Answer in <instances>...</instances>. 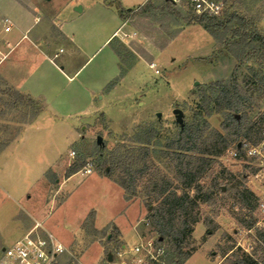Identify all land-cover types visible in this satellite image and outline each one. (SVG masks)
Wrapping results in <instances>:
<instances>
[{
    "label": "rangeland",
    "instance_id": "374dc122",
    "mask_svg": "<svg viewBox=\"0 0 264 264\" xmlns=\"http://www.w3.org/2000/svg\"><path fill=\"white\" fill-rule=\"evenodd\" d=\"M8 1L0 0V19L7 16L18 21L21 17L20 10L11 8ZM21 1L37 6L41 22H38L37 25L34 24V27L48 21L50 15L58 14L57 22L69 23L74 27H78L82 18L103 17V13L97 7L89 5L85 1L81 11H75L70 0ZM20 5L26 9L25 6ZM111 6L112 11H115L119 4L111 3ZM174 8L179 9L183 15L189 9L182 3H175ZM225 10H235L247 15L255 22L257 29L264 30V0H227ZM27 11L33 15L32 12ZM107 18H105L106 21H108ZM126 18L132 20L131 24L134 31L137 32L133 35L134 38L128 42L120 40L133 53V56L128 59L131 67L118 81V88L111 97L103 98V112H96L89 119L76 122L80 134L78 139L70 145V141L65 139L63 133L57 132L53 127L47 132V129L40 125L37 128L29 129V132L13 146L11 151L0 154V253L3 247L22 234L23 227L27 223L24 193L28 189H30V193L37 192L39 183L35 182V179L42 169L38 157L41 154V147H44L45 150L46 140H48V147L52 146L54 151L57 149L63 156L62 159L67 160L70 164L76 161L80 155L86 153L85 161L93 163V171L99 169L102 172L98 165L100 158L96 154L98 136L101 137V142L105 143L108 151L118 148L122 143L133 145L131 138L135 133H139L143 128L153 127L156 133L150 148L153 149L154 166L159 167L171 178L172 185H178L179 180L172 169V162L161 157L159 152L161 151L159 149H163L164 142L173 137L178 129L172 109L180 108L184 113L183 119L190 120L198 112V89L212 81L226 77L232 70L235 61L224 56L225 54H219L214 41L211 50L209 44L205 42L204 35H201L200 38L197 37L196 31L198 33L202 31L199 30L200 26L195 24L188 26L182 19L177 20L164 10L151 11L146 14L138 13L134 16L128 15ZM89 28L93 30V26H89ZM184 29V34L192 35L191 41L181 38L169 42L177 38ZM176 30L179 31L173 37H169ZM201 39L203 44L200 42ZM65 43H55L54 45V49H58V46L66 48L60 58L68 55L69 50ZM149 44L156 47L149 51L152 57L144 47ZM199 46L202 47L196 51L195 48ZM107 48H100L93 55L76 75L77 79L83 78L91 70ZM94 50L95 48L91 51ZM82 57L83 59L79 60L76 65H81L86 60V56ZM60 58H57L56 61L59 62ZM139 61L140 63L137 64ZM152 61L157 62L158 73L149 66ZM195 81H198V84L195 85ZM110 90L112 88L108 91ZM176 91L177 99L175 98ZM263 109L264 97L255 98L248 110L252 122L259 120ZM28 111L27 107L21 105L11 107L5 98H0V143L8 139L12 141L17 136L24 126L26 121L24 115H27ZM157 112H160L159 117L156 115ZM222 120V113H214L207 117L211 129L224 132L221 126ZM262 135V139L257 144H252L250 140L243 137L230 143L228 148L217 158V162L201 177L200 183L207 187L221 169H225L224 177L218 179L222 185L227 184L229 174L236 178L243 175L245 186L257 197L253 211V216L256 219L255 226L264 229L263 212L260 210V203L264 198V166L257 158H248L244 154L248 147L258 145L264 153V124ZM238 142L240 145L236 147ZM70 151H74L73 156L70 155ZM235 152L237 156L233 154ZM104 153L107 152L104 151ZM52 174L51 170L45 173L46 185L49 189L53 186ZM90 177L76 189L74 196H77L76 194L87 185L96 189V186L89 180ZM147 177L145 175L138 180L137 196L134 197V200L144 208H146L143 203L144 185H146ZM188 191L193 193V190ZM123 201L118 194L115 195L112 205H109L110 211L117 212L121 209ZM93 202L89 195H85L78 204L91 205ZM194 211L198 212L201 220L196 224L195 229L193 228V234L187 241L186 247L193 254L185 264H234L246 255L259 260L263 257L264 250L259 245L255 230L246 229L240 223V220L248 219V210L241 207L232 194L217 192L208 202L199 203ZM137 214V206L132 203L125 212L119 213L117 218L129 224ZM202 220L206 221L209 228L215 227V229L208 233ZM53 229L52 233L64 242L75 235L72 242L66 246L68 251L59 256L55 264H92L102 259L121 241L117 237L111 242H106V237L102 233H109L110 228L101 229L97 234L88 232L83 227L81 229L62 228L59 225ZM101 248L103 254L95 260L101 252Z\"/></svg>",
    "mask_w": 264,
    "mask_h": 264
},
{
    "label": "trees",
    "instance_id": "16d2710c",
    "mask_svg": "<svg viewBox=\"0 0 264 264\" xmlns=\"http://www.w3.org/2000/svg\"><path fill=\"white\" fill-rule=\"evenodd\" d=\"M162 10L177 20L182 19L186 24L200 25L212 37L216 51L233 59L234 66L226 77L198 89V112L190 120H184L183 125L178 124L175 135L164 142L163 149H159L160 156L172 162V169L179 180L178 185H172L171 178L154 166L153 149L150 148L156 133L153 127L143 128L135 133L131 138L133 145L122 143L114 150L107 151L105 143L96 141V154L100 158L98 165L102 172L99 169L96 171L116 182L123 189L126 200L137 196L138 180L148 176L144 185L143 201L147 209L146 217L159 240L165 242L170 262L184 264L191 256L192 252L187 249L186 244L194 225L201 220L194 209L199 203L208 202L217 192L232 194L241 207L248 210V219L240 220V223L246 229L255 230L259 245L264 250V229L255 226L256 219L253 216L257 197L245 186L244 176L236 178L229 174L227 184L222 185L218 179L224 177L225 169H221L207 187L200 183L201 177L217 162V158L230 143L243 137L252 144H257L263 137L264 109L256 122L251 121L248 110L255 98L264 97V30L257 29L250 17L235 10H224L220 15H208L195 13L189 8L183 15L179 9L174 8L171 0H146L135 9L118 6L122 19L128 15ZM177 31L179 30L169 37H173ZM109 45L119 58L120 71L105 86V90L113 88L125 75L131 67L128 59L133 56L132 51L118 38H112ZM0 98H5L11 107L21 105L29 109L28 114L24 115V123L34 119L42 109L41 101L21 93L1 75ZM214 113L223 114L221 126L224 132L210 128L207 117ZM19 133L20 131L17 134ZM10 142L11 139L1 142L0 152ZM239 145L240 142L235 146ZM85 154L68 166L66 176L85 165ZM188 190H193V193ZM93 222L94 213L90 211L82 227L97 234L100 231L94 228ZM203 223L208 233L215 229L209 228L206 221ZM118 234L114 225L109 233H102L106 242L113 241ZM234 264H264V255L260 260L246 255Z\"/></svg>",
    "mask_w": 264,
    "mask_h": 264
},
{
    "label": "crops",
    "instance_id": "0c3cea01",
    "mask_svg": "<svg viewBox=\"0 0 264 264\" xmlns=\"http://www.w3.org/2000/svg\"><path fill=\"white\" fill-rule=\"evenodd\" d=\"M70 1L75 11H81L83 2H88L89 5L97 7L103 13V17L82 18L78 27H74L69 23L57 22L58 14L50 15L48 16L50 21H45L34 27V24L37 25L38 22H41L37 6L21 0L8 1L11 8L20 10L21 17H19L18 21L11 17L13 25L8 32H4L0 27V41L9 43L6 56L0 61V75L9 85L21 93L28 94L34 99L41 101L42 109L34 119L24 123L20 133L0 154L11 151L13 146L19 143L26 133L29 132V129L37 128L40 125L44 126L47 132L52 127L57 132L60 131L72 145L80 135L76 122L89 119L96 112L102 113L103 98H110L118 88V84H116L112 90H105V86L118 76L120 71L119 58L109 45V41L112 38H118L123 42H128L134 37L124 40L120 38L121 33L131 32L135 29L131 24V19H122L120 17L118 8L112 11L111 3H118L125 9H135L146 0ZM20 4L25 6L26 9ZM27 10L32 12L33 15ZM106 17H108V21H106ZM190 25L193 24H188V26ZM89 26H93V30ZM185 29L177 38L169 42L181 38L191 41L192 35L184 34ZM199 30L202 31L201 33L196 31L197 37L200 38L201 35H204V38H206L205 42L209 44L212 50V37L202 27ZM63 42H66L65 46L69 52L67 57L60 58L66 48L58 46V49H54V45L55 43ZM200 42L203 44L202 39ZM200 42L199 44L201 45ZM107 46L109 47L107 48ZM144 47L149 54L151 48H156L153 44ZM201 47L199 46L195 50L198 51ZM93 48L95 50L92 52ZM100 48L107 49L91 70L83 78L77 79L76 75ZM83 55L86 56V60L83 63L81 62V65H76L79 60L83 59ZM138 57L141 56L138 55ZM57 58H60L59 62L56 61ZM155 63L157 64L156 61ZM66 69L68 70L66 71ZM171 84L174 85L172 82ZM175 98H178L177 91L175 92ZM47 142L48 140L45 141V150L43 149L44 147H41V154L38 157V162L42 169L35 179V182L39 183L37 192L30 193V189H28L24 193L28 219L22 233L30 229L36 222L41 223L50 232H53V228L59 225L62 228L73 227L81 229L88 213L93 211L94 228L101 230L111 228L114 225L118 229V239L122 242L134 241L138 234L143 232L141 231L142 226L135 228V223L147 216V209L134 198L126 200L123 189L109 177L100 174L96 170L86 176H82L77 172L66 176L65 172L70 163L62 159L63 156L59 154L57 149L54 151L52 146L48 147ZM48 170L53 173V186L50 189L46 185L47 182L45 180V173ZM89 177L96 189L89 183V187L88 185L83 187L76 194L77 196H74L76 189ZM117 194L120 199L124 200L123 205L117 212H111L109 205H112L113 197ZM85 195H89L94 201L91 205L78 204ZM76 200H78L77 203ZM132 203L137 206L138 214L136 218H133L129 224L119 220L117 218L118 214L125 212ZM74 236L65 242L58 236L55 237L67 246L72 242ZM102 254L103 250L101 248V252L95 260L101 257Z\"/></svg>",
    "mask_w": 264,
    "mask_h": 264
},
{
    "label": "built area",
    "instance_id": "2783aa9c",
    "mask_svg": "<svg viewBox=\"0 0 264 264\" xmlns=\"http://www.w3.org/2000/svg\"><path fill=\"white\" fill-rule=\"evenodd\" d=\"M175 3H182L188 6L195 13H205L208 15H220L226 6L227 0H171ZM13 23L7 16L0 19V27L4 32H8ZM135 31L122 32L121 39H130L135 35ZM9 48L7 41H0V61L6 56ZM156 73L154 61L149 63ZM237 156V153H233ZM248 158H257L264 166V153L261 147L250 146L244 151ZM74 155V151H70ZM91 161L80 168L77 173L82 176L93 172ZM260 210L264 217V198L260 203ZM142 226L143 232L138 234L132 242L120 241L108 254L92 264H175L168 260V250L166 244L159 240L157 233L152 230L148 217H143L135 223V228ZM67 247L61 243L55 235L45 229L41 223L36 222L33 226L15 238L11 243L2 248L0 253V264H55L63 253L67 252ZM110 255V259H109Z\"/></svg>",
    "mask_w": 264,
    "mask_h": 264
},
{
    "label": "water",
    "instance_id": "95a60500",
    "mask_svg": "<svg viewBox=\"0 0 264 264\" xmlns=\"http://www.w3.org/2000/svg\"><path fill=\"white\" fill-rule=\"evenodd\" d=\"M195 85L198 84V81H195L194 83ZM172 112L174 114V117H175V121L176 123H178L179 125H183V122H184V119H183V111L176 107V108H173L172 109ZM157 116L159 117L160 116V113H157ZM97 143H101L102 139L100 136L97 137L96 139ZM109 259H110V255H109Z\"/></svg>",
    "mask_w": 264,
    "mask_h": 264
}]
</instances>
